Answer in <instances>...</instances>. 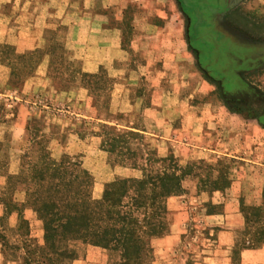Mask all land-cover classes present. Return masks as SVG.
<instances>
[{
  "label": "rangeland",
  "instance_id": "rangeland-1",
  "mask_svg": "<svg viewBox=\"0 0 264 264\" xmlns=\"http://www.w3.org/2000/svg\"><path fill=\"white\" fill-rule=\"evenodd\" d=\"M93 13L121 50L91 70ZM171 162L182 190L137 264H264V0H0V264H121L79 238L54 255L44 212Z\"/></svg>",
  "mask_w": 264,
  "mask_h": 264
},
{
  "label": "trees",
  "instance_id": "trees-1",
  "mask_svg": "<svg viewBox=\"0 0 264 264\" xmlns=\"http://www.w3.org/2000/svg\"><path fill=\"white\" fill-rule=\"evenodd\" d=\"M168 159L171 161L172 158ZM170 168L155 175L145 173L133 181L127 178L111 181L106 184L100 200H90L85 194L78 196L76 210H66L62 216L45 211V217L49 218L44 223V238L49 242V250L62 260L67 259L70 257L68 250L55 245L57 236L62 240L79 238L91 245L117 252L121 264L140 262L142 256L150 251L149 238L161 234L165 229L161 220L164 197L182 190L183 173L178 174L180 169L172 162ZM262 204L253 208L254 214L264 215V194ZM44 205L47 207L50 204ZM249 221L246 217V224ZM263 241L264 223L248 243ZM27 254L26 263L53 264V260L57 259L37 254L36 249L28 250Z\"/></svg>",
  "mask_w": 264,
  "mask_h": 264
},
{
  "label": "crops",
  "instance_id": "crops-1",
  "mask_svg": "<svg viewBox=\"0 0 264 264\" xmlns=\"http://www.w3.org/2000/svg\"><path fill=\"white\" fill-rule=\"evenodd\" d=\"M91 22L85 24V28H80L78 25L77 37L80 41V47L87 48L89 51V58L84 61L85 65L89 66L91 70L95 69L99 63V59L114 58L120 53V36L116 34L114 29L104 26V15L90 14ZM253 249H244L242 251L243 257L252 256Z\"/></svg>",
  "mask_w": 264,
  "mask_h": 264
}]
</instances>
